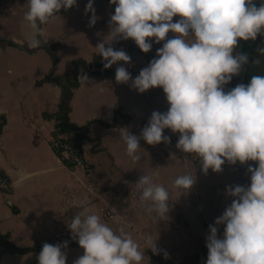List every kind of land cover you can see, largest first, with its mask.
<instances>
[{
	"label": "crops",
	"instance_id": "0c3cea01",
	"mask_svg": "<svg viewBox=\"0 0 264 264\" xmlns=\"http://www.w3.org/2000/svg\"><path fill=\"white\" fill-rule=\"evenodd\" d=\"M85 3L78 0L76 6L61 9L59 15L41 25L42 44L47 50L38 48L34 52L28 46L31 29L24 20L27 0H0V171L13 187L11 207L0 196V264H37L43 243H59L54 239L62 237L75 241L67 225L85 207L114 229L125 226L145 249L142 264H169V260L204 264L208 225L232 199L225 194L226 186H247V166H255L256 162H225L219 173L209 169L204 174L199 158L175 147L178 133L169 129H165L169 143L148 145L141 140L146 152L141 149V159L132 162L120 139L119 127L128 126L139 135L151 112L165 111L168 105L159 87L138 93L130 82L116 83V64L107 69V77L94 75L97 68L93 57L99 54L94 46L98 40L107 39L114 5L94 0L98 19L90 27ZM162 43L153 44L151 51L143 53L131 39L126 40L131 62L125 67L135 76ZM116 44L120 42L113 46ZM76 60L85 61L86 70L97 82H81L83 70L77 71L79 86L72 91L68 114L72 126L86 128L87 141L80 149L89 173L71 171L54 155L49 145L54 123L44 116L57 108L61 98L59 84L47 80L50 72L53 70L56 77L71 75ZM189 172L195 173L196 181L180 193L172 181ZM142 174L151 175L154 182L168 189L170 210L166 219L145 212L134 185ZM105 212H110L112 218H105ZM222 230L221 225L219 232ZM149 237L156 239L159 252L150 250L146 242ZM65 251L66 264H72L83 253L78 245L67 246ZM150 254L160 261H154Z\"/></svg>",
	"mask_w": 264,
	"mask_h": 264
},
{
	"label": "clouds",
	"instance_id": "9594fccd",
	"mask_svg": "<svg viewBox=\"0 0 264 264\" xmlns=\"http://www.w3.org/2000/svg\"><path fill=\"white\" fill-rule=\"evenodd\" d=\"M114 5L108 20L107 39L95 44L102 67L116 64L114 80L129 84L138 93L159 87L167 102L165 111L153 110L139 135L128 126L119 127V136L132 162L141 159L143 140L148 145L167 144L165 129L178 133L175 147L199 158L200 171L219 173L228 164H248L249 183L229 185L232 197L221 215L208 225L204 264H264V74H253L247 83L226 88L243 66L246 52L234 51L240 41L264 37V0H107ZM78 0H27L24 20L31 29L28 46L43 43L41 25L61 9L67 11ZM88 25L98 15L94 0H86ZM174 17L177 19L174 20ZM174 35L169 37L168 34ZM131 39L148 53L153 44L163 42L154 56L135 76L125 65L131 56L114 43ZM251 63L264 62V46ZM119 62V63H118ZM80 80L96 85L87 72ZM102 92L103 89L99 88ZM196 181L194 172L172 181L178 192L189 190ZM139 200L147 214L166 219L170 194L151 175L135 182ZM115 220V218H113ZM223 226L219 232V226ZM71 238L83 250L72 264H142L145 249L121 225L114 229L87 207L74 214L67 225ZM151 251L160 250L156 239L147 238ZM68 241L43 243L37 264H66ZM167 256V253H164Z\"/></svg>",
	"mask_w": 264,
	"mask_h": 264
},
{
	"label": "trees",
	"instance_id": "16d2710c",
	"mask_svg": "<svg viewBox=\"0 0 264 264\" xmlns=\"http://www.w3.org/2000/svg\"><path fill=\"white\" fill-rule=\"evenodd\" d=\"M258 3V0H257ZM177 19V17H174V20ZM264 46V37L257 36L255 41H240V43L237 46V49L234 51H242L246 52L249 55V63L244 65L241 72L234 76L233 79L230 81L228 85H226L227 88L234 87L237 83H247L250 79L251 75L253 74H264V62H262L259 65L252 64L251 61L257 57L258 53L256 49L258 47ZM114 47L121 48L119 44H116ZM49 52H51L52 47L48 48ZM101 58L98 55L93 57V63L95 67L97 68V71L94 73V75L107 77L109 75V71L107 69H104L102 67V64H100ZM56 63V59L54 60L53 66ZM73 66V72L71 75H65L66 77V83L69 86L68 91L61 95L60 102L57 106V108L54 111H51L49 113H45L44 116L46 119L52 120L54 123V126L59 130L61 133H72L69 140L71 144L76 148L80 149L81 143L86 140V128H76L72 126L69 123L68 114L70 111L69 103L72 97V91L76 89L79 86V80L77 71L78 70H86L87 66L85 61L83 60H76L72 62ZM47 80L58 84L57 77L54 76L53 70L50 72ZM42 82H37V84H41ZM117 113L115 114V117H117ZM114 117V120H115ZM115 123V122H114ZM1 127V126H0ZM62 241H68L67 246H77L78 244L76 241H71L69 237H62L59 239H54V242H62ZM21 252H24L23 250ZM150 257L154 261H160V258L154 256L153 254H150Z\"/></svg>",
	"mask_w": 264,
	"mask_h": 264
},
{
	"label": "built area",
	"instance_id": "2783aa9c",
	"mask_svg": "<svg viewBox=\"0 0 264 264\" xmlns=\"http://www.w3.org/2000/svg\"><path fill=\"white\" fill-rule=\"evenodd\" d=\"M120 47H122L126 52H128L126 40H121ZM72 133H61L54 126L51 131V137L49 141L50 148L54 155L60 160L62 164L68 167L71 171L76 169H82L84 172L89 173L90 168L86 163V159L82 154L81 149H76L70 142L69 138ZM12 182L0 171V196L6 206H12ZM104 217L107 219L112 218L110 212H105ZM169 264H203L198 261H181L174 262L169 260Z\"/></svg>",
	"mask_w": 264,
	"mask_h": 264
},
{
	"label": "water",
	"instance_id": "95a60500",
	"mask_svg": "<svg viewBox=\"0 0 264 264\" xmlns=\"http://www.w3.org/2000/svg\"><path fill=\"white\" fill-rule=\"evenodd\" d=\"M17 47L19 49L26 50V49H24V47H21V46H17ZM38 48H44V49L47 50V47L44 44H41V46L38 47ZM38 48H34L33 51L35 52L36 50H38ZM83 72H87L89 74V72L87 70H83ZM57 80H58V84H59V86L61 88V95H63L69 89V86L66 83V77L65 76H59V77H57ZM160 264H163V262H160Z\"/></svg>",
	"mask_w": 264,
	"mask_h": 264
}]
</instances>
